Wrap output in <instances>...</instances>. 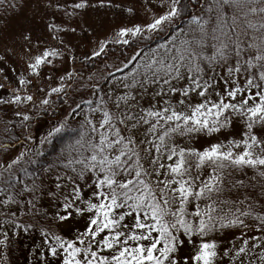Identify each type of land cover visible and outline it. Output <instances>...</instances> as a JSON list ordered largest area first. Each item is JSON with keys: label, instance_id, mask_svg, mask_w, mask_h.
<instances>
[{"label": "snow or ice", "instance_id": "1", "mask_svg": "<svg viewBox=\"0 0 264 264\" xmlns=\"http://www.w3.org/2000/svg\"><path fill=\"white\" fill-rule=\"evenodd\" d=\"M33 2L69 19L114 9L129 24L85 53L87 76L60 35L79 25L47 23L57 44L35 53L21 31L26 70L0 98L4 133L13 116L26 133L0 142V264L21 234L39 236L29 264H264V0H160L140 23L137 0H0V35ZM110 45L131 52L101 60ZM65 57L73 70L33 92ZM56 99L63 118L37 139L30 110Z\"/></svg>", "mask_w": 264, "mask_h": 264}, {"label": "rangeland", "instance_id": "2", "mask_svg": "<svg viewBox=\"0 0 264 264\" xmlns=\"http://www.w3.org/2000/svg\"><path fill=\"white\" fill-rule=\"evenodd\" d=\"M159 3L160 0H137L139 14L135 22L140 23L146 16L150 17L157 11L156 6H158ZM49 22H54L62 27H76L79 25V27H76L74 33L67 31L60 35L65 45L71 48L78 58L75 70L83 71L84 75L87 76L89 73L86 70L90 71V69L86 67L87 64H84L83 68H81V62L84 60L85 53L91 52L98 39H104L106 36L110 35L115 28L129 24V19L126 16L120 15V13L114 9L95 8L87 9L80 16L69 19L62 13L46 12L43 9L37 11L34 2L25 4L22 10L11 16L8 29L0 35V85H3V87L0 88V97L6 98L9 95L10 91L17 86L18 77L25 73L26 70L27 48L24 46V42L20 36L21 31L31 30L33 36V53L36 51L35 45L40 41H47L48 46L57 44V41L51 39L48 35L46 25ZM0 23H3V21H0ZM81 28L85 30L81 31ZM156 42H159V39H157ZM110 46L114 47V45ZM41 47H44L43 43H41ZM130 52L123 53V55H120L118 58L128 55ZM108 55H110V53ZM113 55L114 54L111 55L112 57H106L104 59H107V61L111 63L118 59ZM104 59L101 57V60ZM54 65V68L42 67L40 69V76L33 78V92L36 91L38 86L49 83L48 77H53L51 83L54 85L59 75H62L65 70L72 71L74 67L67 57L63 60H55ZM0 108H3V106H0ZM59 109L56 116H53L47 123L39 126L38 139L46 134L51 122H54L55 119L63 118L66 106H61ZM8 113L10 112H5V114L2 113L1 115H4L3 117H8ZM9 116H11V113ZM236 234L238 235L239 233ZM233 239V232L229 230L225 236V242ZM38 242L39 237L31 248H35V244Z\"/></svg>", "mask_w": 264, "mask_h": 264}, {"label": "trees", "instance_id": "3", "mask_svg": "<svg viewBox=\"0 0 264 264\" xmlns=\"http://www.w3.org/2000/svg\"><path fill=\"white\" fill-rule=\"evenodd\" d=\"M163 34L161 35L162 38ZM161 38H158L159 40ZM155 44L153 43L152 46ZM135 45H133L134 47ZM131 48L129 46H120V45H114L109 46L108 55L107 57H112L111 55L114 54V57H119L120 55H123V53L130 52ZM105 57H102L104 59ZM97 64L99 61L96 62ZM87 67L86 70L89 72H94L96 70V67L92 63H84ZM86 69V68H85ZM5 98V97H0ZM79 99V97H76ZM55 99V97H54ZM63 106L62 101L60 99H56V104L53 105L52 108L49 109L47 113L40 111L39 114H36L35 109L30 110V115L33 116V119L31 121V127L30 131L33 134L34 137L38 139V133H39V126L42 124H45L48 122L49 119H51L53 116H56L59 112V108ZM2 113L5 114V111L3 108H0V118L6 119L7 117H3L4 115H1ZM10 113H8V116ZM72 127H78V125L73 121L71 124ZM24 129L19 125L18 118L12 117L11 124L9 125V130L7 135L4 133V123L0 122V142L8 143L7 136L11 137H23L25 135ZM71 133H66L63 138L61 139L58 137L56 140L53 141L52 145H46L45 146V153H46V159L47 160H53L55 159V156L57 152L60 150V148L63 145L64 141H67L71 138ZM38 234L33 235H27V234H21L19 236L12 238V243L9 246V249L6 250V254L9 257L10 264H29V259L31 257L32 252L34 251V248H31L34 245V242L38 239ZM34 239V240H33Z\"/></svg>", "mask_w": 264, "mask_h": 264}]
</instances>
